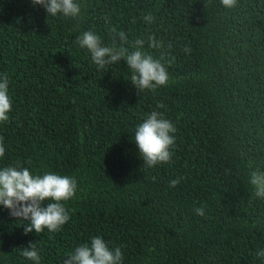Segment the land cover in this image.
Segmentation results:
<instances>
[{
    "label": "trees",
    "instance_id": "obj_1",
    "mask_svg": "<svg viewBox=\"0 0 264 264\" xmlns=\"http://www.w3.org/2000/svg\"><path fill=\"white\" fill-rule=\"evenodd\" d=\"M78 2L72 19L47 17L31 0H0V76L12 100L0 123V169L67 175L78 185L65 203L70 220L55 233L24 234L27 222L0 205V264H34L21 255L30 243L40 264H63L93 236L119 247L122 264H264L256 255L264 199L249 183L264 170V0L233 8L221 0ZM112 27L125 32L129 52L143 38L145 53L174 57L167 86L138 92L123 61L98 70L77 39L91 30L111 45ZM150 34L165 48H149ZM153 111L177 131L171 161L149 168L133 139Z\"/></svg>",
    "mask_w": 264,
    "mask_h": 264
},
{
    "label": "clouds",
    "instance_id": "obj_2",
    "mask_svg": "<svg viewBox=\"0 0 264 264\" xmlns=\"http://www.w3.org/2000/svg\"><path fill=\"white\" fill-rule=\"evenodd\" d=\"M31 3L33 6H42L47 17L62 14L64 17L78 19L81 15V3L78 0H31ZM221 3L226 8H233L238 0H221ZM143 19L149 24L155 21L151 14L145 15ZM110 31L113 34L111 45H105L101 36L91 30L84 31L77 39L79 46L91 53V60L98 70L123 61L131 71L129 80L138 92L143 90L156 92L159 87L169 84L170 77L165 63L172 64L174 57L166 59L165 52L161 53L160 58L145 53L143 38L136 39L133 42L136 50L129 52L128 48L123 46L128 40L125 32L122 30L118 32L115 27ZM117 38L122 42L120 46L116 44ZM147 45L152 49L165 48L164 41H158L154 34L147 36ZM171 47V43H168L167 48ZM184 51L190 52V49L185 48ZM11 110L9 78L5 74L0 76V123L9 120ZM176 131L174 124L164 118L163 113L153 111L147 115L137 127L133 139L144 165L151 168L171 161ZM4 156L5 147L0 138V158ZM182 179L183 177L171 180L169 186L176 187ZM249 183L253 186L255 196L264 199V170H253ZM77 187V181L67 175L52 172L34 175L29 168L20 166H6L0 169V205L8 209L10 216L15 220L27 222L21 225L24 234L33 230L39 234L45 229L49 233L61 231L70 220L65 203L76 195ZM194 211L199 216H205L203 207H198ZM21 255L34 264H40L41 257L36 250V243H30L28 247L21 249ZM256 255L264 258V250L258 251ZM122 262L123 253L119 247L111 249L101 236H93L90 243H84L69 253L63 264H122Z\"/></svg>",
    "mask_w": 264,
    "mask_h": 264
}]
</instances>
